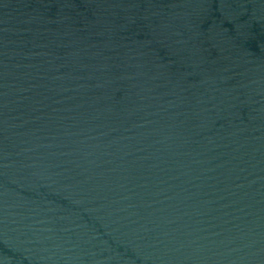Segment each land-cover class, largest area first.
<instances>
[{"label": "water", "instance_id": "water-1", "mask_svg": "<svg viewBox=\"0 0 264 264\" xmlns=\"http://www.w3.org/2000/svg\"><path fill=\"white\" fill-rule=\"evenodd\" d=\"M0 264H264V0H0Z\"/></svg>", "mask_w": 264, "mask_h": 264}]
</instances>
